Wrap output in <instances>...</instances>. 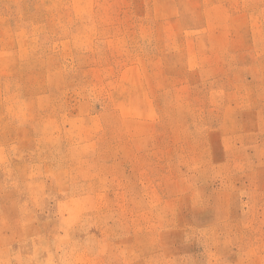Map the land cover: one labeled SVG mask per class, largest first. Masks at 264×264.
<instances>
[{
    "label": "rangeland",
    "instance_id": "obj_1",
    "mask_svg": "<svg viewBox=\"0 0 264 264\" xmlns=\"http://www.w3.org/2000/svg\"><path fill=\"white\" fill-rule=\"evenodd\" d=\"M0 264H264V0H0Z\"/></svg>",
    "mask_w": 264,
    "mask_h": 264
}]
</instances>
